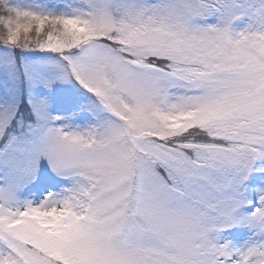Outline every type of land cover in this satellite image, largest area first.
<instances>
[{
    "label": "snow or ice",
    "instance_id": "6c2138e0",
    "mask_svg": "<svg viewBox=\"0 0 264 264\" xmlns=\"http://www.w3.org/2000/svg\"><path fill=\"white\" fill-rule=\"evenodd\" d=\"M0 264H264V0H0Z\"/></svg>",
    "mask_w": 264,
    "mask_h": 264
}]
</instances>
